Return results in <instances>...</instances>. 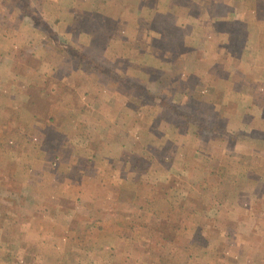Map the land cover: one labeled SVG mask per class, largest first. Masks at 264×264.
<instances>
[{
	"label": "rangeland",
	"instance_id": "374dc122",
	"mask_svg": "<svg viewBox=\"0 0 264 264\" xmlns=\"http://www.w3.org/2000/svg\"><path fill=\"white\" fill-rule=\"evenodd\" d=\"M0 116V264H264V0H0Z\"/></svg>",
	"mask_w": 264,
	"mask_h": 264
},
{
	"label": "crops",
	"instance_id": "0c3cea01",
	"mask_svg": "<svg viewBox=\"0 0 264 264\" xmlns=\"http://www.w3.org/2000/svg\"><path fill=\"white\" fill-rule=\"evenodd\" d=\"M33 140H35L36 143L35 142H33L32 144L30 143V149H32L34 151V154L33 155H34V158L36 160V159L39 158V154H38V148H39V144L38 143L39 142H38V139H33ZM31 141L32 140H30V142ZM48 155L50 156L51 162H56L57 161V160H54V158H55L54 155H52V154H48ZM107 167H108V164H107ZM129 171H130V173L133 172V170L128 169L127 170V175L129 174ZM118 178H121V180H120L119 183L128 184V183L133 182V177L131 175L130 176H124V175H122L121 177H118L117 176L116 177V181L117 182H118ZM72 179H75V177H72L70 175H62L61 178H60V182H62V184H59L58 185V188L56 187L57 189H62L61 191H63V193H64V199L65 198L67 199V198L70 197V193L68 192V189H65L64 187L67 186L66 185L67 183L74 182V180H72ZM106 181H108V180H106ZM69 218L67 220L68 223H70V219ZM79 220H80V222L78 224H83V222H81V219H79ZM68 226H69V224H68ZM80 226L81 225H78L79 228H80ZM117 232H118L119 235H123L122 229L119 228ZM88 239L87 240H78L79 242H77V241H73V242L72 241H66L65 242L67 249H71L72 250L73 243H75V242H76L75 244H78V245H76V247H80L79 253L81 254L82 261L84 263H78V264H85L87 261L89 263L92 262V261L93 262H96V263H91V264H97V263H102V262H107L106 264H115L114 263L115 261L118 262L119 256H117V255H120V254L116 253V251L113 252L111 245H109L108 248H103L102 246H99L98 244H96V242H93L94 240H88ZM122 239H124V238L123 237H118L117 240H122ZM125 239H128V236ZM118 243L119 244H122V241H120V242L118 241ZM81 245H82V247H90V246L93 247V246H97L99 249L98 250H95V251L93 249L92 250H89L90 248L89 249L81 248ZM103 251H106L107 254H106V252H103ZM105 254H106V258L107 259L104 256ZM57 258H60V259L63 258V261H64L66 259V256L58 255Z\"/></svg>",
	"mask_w": 264,
	"mask_h": 264
},
{
	"label": "trees",
	"instance_id": "16d2710c",
	"mask_svg": "<svg viewBox=\"0 0 264 264\" xmlns=\"http://www.w3.org/2000/svg\"><path fill=\"white\" fill-rule=\"evenodd\" d=\"M163 94V93H162ZM160 99H163V97H161ZM164 100V99H163ZM167 103V104H166ZM164 102V101H161V103H157L156 104V111H157V114L159 115V117L161 118L162 117V114H164V120H167L166 117H169L168 114H166V112H173L171 109L176 107V106H171L168 102ZM25 108V104L24 106L22 107V109ZM33 110L37 111L34 107H32ZM33 110H25L23 113L25 114V117H28L29 119H32V118H35L34 117V114H35V111ZM190 109L189 108H181L180 106H177V114L174 115V117H178L179 121H180V124L181 126H179V124H172L171 125H176V128L180 129L182 127H188L190 128V130H186V131H182L183 134H186V137H187V140H189L190 142H193V137L196 136L193 134V132H199L201 131V129L197 130L196 127L198 125H200L199 123H197L193 117L191 116L190 114ZM0 124L1 125H5L6 123H4L3 121V117L0 116ZM181 131V130H180ZM226 132L223 131V134H225ZM157 160H155V158H152V155L149 153L147 154L143 160H142V166L140 168V172L141 173H150L149 169L152 168L153 166V169L156 170V166L158 167L159 165L161 166L162 164H160V162L156 163ZM156 165V166H155ZM163 166V165H162ZM161 169V168H160ZM159 170V169H157ZM160 173V172H159Z\"/></svg>",
	"mask_w": 264,
	"mask_h": 264
}]
</instances>
